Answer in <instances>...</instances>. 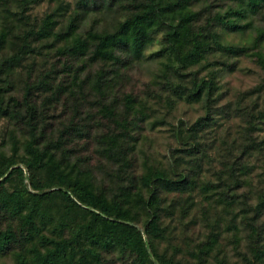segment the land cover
I'll list each match as a JSON object with an SVG mask.
<instances>
[{
    "label": "trees",
    "instance_id": "trees-1",
    "mask_svg": "<svg viewBox=\"0 0 264 264\" xmlns=\"http://www.w3.org/2000/svg\"><path fill=\"white\" fill-rule=\"evenodd\" d=\"M0 264H264V0H0Z\"/></svg>",
    "mask_w": 264,
    "mask_h": 264
},
{
    "label": "rangeland",
    "instance_id": "rangeland-1",
    "mask_svg": "<svg viewBox=\"0 0 264 264\" xmlns=\"http://www.w3.org/2000/svg\"><path fill=\"white\" fill-rule=\"evenodd\" d=\"M261 81L260 70L257 65L249 59H243L242 64L238 66L234 73L227 74L223 79V84L228 90L230 96H234L240 92L255 88ZM185 106H180V110L177 113V117H182ZM194 115L191 111L184 115V118L190 119ZM197 117V116H196ZM154 146V151L158 155L164 153V140L168 137V133L163 132H145Z\"/></svg>",
    "mask_w": 264,
    "mask_h": 264
}]
</instances>
